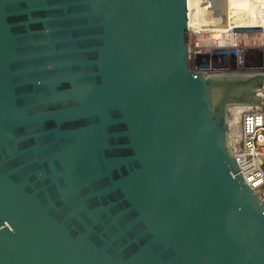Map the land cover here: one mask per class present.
<instances>
[{
    "label": "water",
    "instance_id": "obj_1",
    "mask_svg": "<svg viewBox=\"0 0 264 264\" xmlns=\"http://www.w3.org/2000/svg\"><path fill=\"white\" fill-rule=\"evenodd\" d=\"M226 0H0V264H264L229 104L264 69L191 68Z\"/></svg>",
    "mask_w": 264,
    "mask_h": 264
},
{
    "label": "built area",
    "instance_id": "obj_2",
    "mask_svg": "<svg viewBox=\"0 0 264 264\" xmlns=\"http://www.w3.org/2000/svg\"><path fill=\"white\" fill-rule=\"evenodd\" d=\"M256 9V24L245 27L256 30L258 39L256 44H246L247 47L238 40L237 32L241 26L235 25L236 22H233V26H223L222 29L206 26L198 31L197 27L195 28L193 35L201 34L207 38L205 47H199L197 50L204 48L209 58L214 60L212 62L222 60L221 63L218 62V67H211L209 70L264 69V54L252 52V48L257 44L262 46V51L264 50V0L257 1ZM231 53L232 60H229ZM256 93L261 97V103L243 106L239 112L236 133H232L231 136L229 133V141L244 180L256 193L263 196L264 80L256 88Z\"/></svg>",
    "mask_w": 264,
    "mask_h": 264
},
{
    "label": "bare ground",
    "instance_id": "obj_3",
    "mask_svg": "<svg viewBox=\"0 0 264 264\" xmlns=\"http://www.w3.org/2000/svg\"><path fill=\"white\" fill-rule=\"evenodd\" d=\"M226 1H227L226 21H224L219 25L206 24V23H188V32H190L191 30L194 31L196 27L197 30L199 31L205 28L206 26L215 27L216 29H222L223 26H233V19L234 20L236 19L235 25H239V26L245 27L248 25L256 24L257 22L256 4L257 1L259 0H226ZM243 106H247V105L235 103V104H229L228 106V124H229L228 134L230 133V136L232 135V133H236L237 122L239 119V112L240 110L243 109Z\"/></svg>",
    "mask_w": 264,
    "mask_h": 264
},
{
    "label": "rangeland",
    "instance_id": "obj_4",
    "mask_svg": "<svg viewBox=\"0 0 264 264\" xmlns=\"http://www.w3.org/2000/svg\"><path fill=\"white\" fill-rule=\"evenodd\" d=\"M236 19H233V22H235ZM255 28V27H254ZM233 30V27L232 29ZM251 27H239V32H237L238 40L239 42L247 47L246 44H256L257 42V31L252 30ZM249 31V32H248ZM251 31V32H250ZM207 38L205 36L200 35H193V31L191 30L188 32V62L191 68L194 69H202V70H209L211 67H218L219 63L222 62V60L212 62L213 59H210L206 50L204 48H201L200 50H197L199 47H205ZM200 45V46H199ZM251 50V49H250ZM249 50V51H250ZM253 53L257 54H264V50L262 51V46L257 44L255 47L252 48ZM229 60H232V53L230 55ZM232 63V61H231ZM238 128V123H237Z\"/></svg>",
    "mask_w": 264,
    "mask_h": 264
}]
</instances>
